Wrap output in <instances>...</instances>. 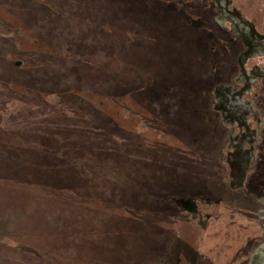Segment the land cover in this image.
Returning a JSON list of instances; mask_svg holds the SVG:
<instances>
[{
	"label": "rangeland",
	"instance_id": "374dc122",
	"mask_svg": "<svg viewBox=\"0 0 264 264\" xmlns=\"http://www.w3.org/2000/svg\"><path fill=\"white\" fill-rule=\"evenodd\" d=\"M129 2L0 0V264H217L221 62Z\"/></svg>",
	"mask_w": 264,
	"mask_h": 264
},
{
	"label": "flooded vegetation",
	"instance_id": "af4514ba",
	"mask_svg": "<svg viewBox=\"0 0 264 264\" xmlns=\"http://www.w3.org/2000/svg\"><path fill=\"white\" fill-rule=\"evenodd\" d=\"M140 1L206 51L198 62H221L208 72L216 80L206 111L207 157L222 178L214 205L229 217L216 263L264 264V0Z\"/></svg>",
	"mask_w": 264,
	"mask_h": 264
},
{
	"label": "trees",
	"instance_id": "16d2710c",
	"mask_svg": "<svg viewBox=\"0 0 264 264\" xmlns=\"http://www.w3.org/2000/svg\"><path fill=\"white\" fill-rule=\"evenodd\" d=\"M129 5H131L130 7H133V9L131 10H136V8H140L144 13H147V14H150V15H159L155 10V5L153 7V4L152 3H149V2H142L140 0H130L129 2ZM162 15H159L158 18H160L161 20L166 18V16H162Z\"/></svg>",
	"mask_w": 264,
	"mask_h": 264
}]
</instances>
